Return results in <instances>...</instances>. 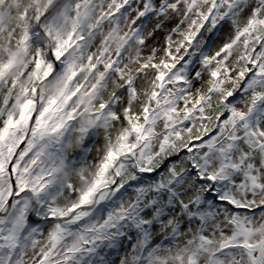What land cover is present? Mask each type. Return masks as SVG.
<instances>
[{
  "label": "snow or ice",
  "instance_id": "6c2138e0",
  "mask_svg": "<svg viewBox=\"0 0 264 264\" xmlns=\"http://www.w3.org/2000/svg\"><path fill=\"white\" fill-rule=\"evenodd\" d=\"M0 264H264V0H0Z\"/></svg>",
  "mask_w": 264,
  "mask_h": 264
}]
</instances>
